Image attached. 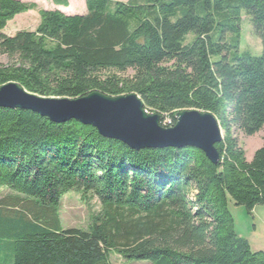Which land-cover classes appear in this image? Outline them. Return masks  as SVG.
<instances>
[{"label":"trees","instance_id":"trees-1","mask_svg":"<svg viewBox=\"0 0 264 264\" xmlns=\"http://www.w3.org/2000/svg\"><path fill=\"white\" fill-rule=\"evenodd\" d=\"M86 8L41 10L36 31L7 36L9 22L37 6L0 0L8 60L0 87L17 83L43 98L137 94L170 127L181 111L209 112L224 131L219 164L196 148L134 151L77 121L0 108V187L12 193L0 200V264H110L111 252L148 264H264L230 209L264 205V139L248 162L234 136L264 131V0H86ZM243 14L260 57L240 54ZM71 192L100 204L88 230L62 224Z\"/></svg>","mask_w":264,"mask_h":264},{"label":"water","instance_id":"water-1","mask_svg":"<svg viewBox=\"0 0 264 264\" xmlns=\"http://www.w3.org/2000/svg\"><path fill=\"white\" fill-rule=\"evenodd\" d=\"M0 108L31 111L56 124L77 121L134 151L191 147L202 151L214 165L220 161L216 146L223 140V130L213 114L181 111L174 126L164 127L161 115L149 113L137 94L109 97L93 92L79 99L43 98L8 83L0 87Z\"/></svg>","mask_w":264,"mask_h":264},{"label":"rangeland","instance_id":"rangeland-1","mask_svg":"<svg viewBox=\"0 0 264 264\" xmlns=\"http://www.w3.org/2000/svg\"><path fill=\"white\" fill-rule=\"evenodd\" d=\"M24 3L35 4L37 10L27 12L17 16L13 21L9 22L6 29L2 32L7 36H14L22 31H36L40 23L39 11L41 10H62L65 13H79L86 11V0H20ZM116 2H128L129 0H113ZM86 9V10H85ZM195 39L194 35L188 37L187 44L192 43ZM228 42H232V36L228 37ZM263 52L261 40L255 35L252 22L246 15H242L241 25V48L240 54L249 53L255 57H260ZM218 60V59H215ZM0 63H8L6 58H0ZM150 113V112H149ZM154 114V113H153ZM172 119L164 116L163 125L170 127ZM224 136V131H223ZM234 136L246 152L247 161L253 159L255 152L263 145L264 131L253 137H246L240 133ZM12 193L5 187H0V200L11 196ZM230 209L235 219L236 230L244 236L254 251L264 252V205L258 206L250 213L247 208L230 204ZM101 211L100 204L97 199L85 202L81 196L75 192H71L64 196L60 204V218L65 229H83L88 230L93 215ZM110 264H148V262H126L123 258L111 252L109 256Z\"/></svg>","mask_w":264,"mask_h":264},{"label":"crops","instance_id":"crops-1","mask_svg":"<svg viewBox=\"0 0 264 264\" xmlns=\"http://www.w3.org/2000/svg\"><path fill=\"white\" fill-rule=\"evenodd\" d=\"M124 3H127V2H124ZM86 10V9H85ZM59 11H61V12H63L64 14H66L67 16H75V15H86L87 14V10L86 11H81V12H79V13H75V12H73L74 14H71V13H65L64 11H62V10H60L59 9ZM262 147V146H261ZM237 233H238V231H237ZM239 234V233H238ZM241 237H243L244 238V236H242L241 234H239ZM251 244V243H250ZM251 247H252V245H251Z\"/></svg>","mask_w":264,"mask_h":264}]
</instances>
